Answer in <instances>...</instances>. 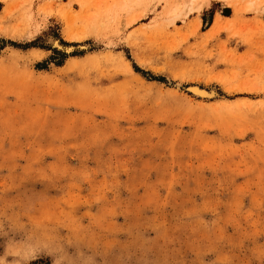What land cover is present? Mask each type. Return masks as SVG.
I'll return each mask as SVG.
<instances>
[{
  "label": "rangeland",
  "instance_id": "rangeland-1",
  "mask_svg": "<svg viewBox=\"0 0 264 264\" xmlns=\"http://www.w3.org/2000/svg\"><path fill=\"white\" fill-rule=\"evenodd\" d=\"M178 1L0 0V264H264V0Z\"/></svg>",
  "mask_w": 264,
  "mask_h": 264
},
{
  "label": "bare ground",
  "instance_id": "bare-ground-1",
  "mask_svg": "<svg viewBox=\"0 0 264 264\" xmlns=\"http://www.w3.org/2000/svg\"><path fill=\"white\" fill-rule=\"evenodd\" d=\"M197 0H180L177 2V7L174 9L172 14L174 16H180L182 14L189 15L191 13H194L195 11L199 10L201 4H197L194 6V3ZM54 45L60 46V42L58 40H54ZM191 92L195 95L208 98L210 95L207 94V92L200 87L193 86L191 87ZM212 92V91H211ZM213 94V93H212Z\"/></svg>",
  "mask_w": 264,
  "mask_h": 264
}]
</instances>
